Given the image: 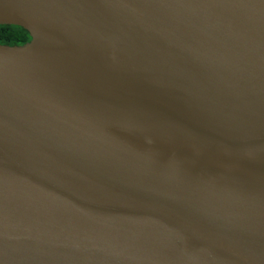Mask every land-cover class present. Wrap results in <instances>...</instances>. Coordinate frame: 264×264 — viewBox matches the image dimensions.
Masks as SVG:
<instances>
[{
  "label": "water",
  "instance_id": "obj_1",
  "mask_svg": "<svg viewBox=\"0 0 264 264\" xmlns=\"http://www.w3.org/2000/svg\"><path fill=\"white\" fill-rule=\"evenodd\" d=\"M0 264H264V0H0Z\"/></svg>",
  "mask_w": 264,
  "mask_h": 264
},
{
  "label": "trees",
  "instance_id": "obj_2",
  "mask_svg": "<svg viewBox=\"0 0 264 264\" xmlns=\"http://www.w3.org/2000/svg\"><path fill=\"white\" fill-rule=\"evenodd\" d=\"M29 41V34L21 27L0 25V45L22 46Z\"/></svg>",
  "mask_w": 264,
  "mask_h": 264
}]
</instances>
